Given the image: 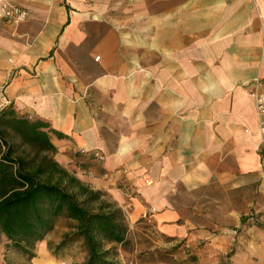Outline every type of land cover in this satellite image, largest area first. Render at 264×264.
Masks as SVG:
<instances>
[{
  "label": "crops",
  "instance_id": "crops-1",
  "mask_svg": "<svg viewBox=\"0 0 264 264\" xmlns=\"http://www.w3.org/2000/svg\"><path fill=\"white\" fill-rule=\"evenodd\" d=\"M14 1L29 17H0V95L61 134L57 161L129 228L264 264V0Z\"/></svg>",
  "mask_w": 264,
  "mask_h": 264
},
{
  "label": "trees",
  "instance_id": "trees-1",
  "mask_svg": "<svg viewBox=\"0 0 264 264\" xmlns=\"http://www.w3.org/2000/svg\"><path fill=\"white\" fill-rule=\"evenodd\" d=\"M51 134L61 136L12 105L0 109V234L31 259L30 248L65 219L71 230L49 243L53 255L76 242L83 264H120L117 244L129 230L122 210L55 159Z\"/></svg>",
  "mask_w": 264,
  "mask_h": 264
},
{
  "label": "rangeland",
  "instance_id": "rangeland-1",
  "mask_svg": "<svg viewBox=\"0 0 264 264\" xmlns=\"http://www.w3.org/2000/svg\"><path fill=\"white\" fill-rule=\"evenodd\" d=\"M104 197L113 203L108 196ZM56 225L57 228L44 237H50L47 249L45 248L51 253L46 254L49 258L44 254L45 250L43 253L39 251V241L30 248L34 256L28 259L26 253L13 247L6 237L0 234V264H83L87 256L79 243L73 242L58 255H53L49 250V243H52L53 247L56 246L71 230L64 219H59ZM128 229L126 242L117 244L116 258L120 264H230L229 246L219 250L212 248L211 241L197 244L171 241L160 235L150 223L140 221L132 228L128 226Z\"/></svg>",
  "mask_w": 264,
  "mask_h": 264
},
{
  "label": "built area",
  "instance_id": "built-area-1",
  "mask_svg": "<svg viewBox=\"0 0 264 264\" xmlns=\"http://www.w3.org/2000/svg\"><path fill=\"white\" fill-rule=\"evenodd\" d=\"M0 17L11 25H18L29 17V12L19 6L14 0H0ZM250 95L253 99L256 113L258 115V130L260 133V144L264 145V79L256 77L249 83ZM8 105V100L3 94L0 95V106ZM84 153V151H81ZM93 157L103 160L104 155L98 151L92 153ZM60 264H65L61 262Z\"/></svg>",
  "mask_w": 264,
  "mask_h": 264
}]
</instances>
